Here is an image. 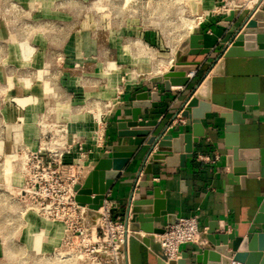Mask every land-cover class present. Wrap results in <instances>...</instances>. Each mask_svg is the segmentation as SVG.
I'll list each match as a JSON object with an SVG mask.
<instances>
[{
	"label": "crops",
	"instance_id": "0c3cea01",
	"mask_svg": "<svg viewBox=\"0 0 264 264\" xmlns=\"http://www.w3.org/2000/svg\"><path fill=\"white\" fill-rule=\"evenodd\" d=\"M225 1H196L197 15L201 19L190 34L201 35L203 39L199 44L209 53L184 58L198 63L192 76L186 73L189 82L185 87H171L165 92L162 84L148 82L151 77L162 76L169 70L174 59L170 56L162 69L142 72L148 74L147 79L116 93L115 87L103 85L102 75L109 74L118 84L123 67L130 63L138 70L137 63L145 61L134 52L128 53L126 43L139 39L149 48V45L164 43L161 37L132 23L121 26L113 18L106 23L94 0H0V161L3 168L6 170L7 157L36 152L47 146V139L53 144L49 149L63 152L67 148L63 162L79 165L84 173L79 182L82 184L100 159L110 158L115 152L132 153L109 190L112 216L121 217L127 224L130 202L154 201L156 191L167 216L198 220L206 243L179 248V259L187 255V264H195L196 256L209 248L206 232L210 225L223 227L236 237L264 232V225L253 223L264 199V179L245 178L236 182L228 178L226 159L231 152L224 137L225 121L219 114H205L201 120L204 137L192 145V157L184 161L183 167H168L164 163L148 165L153 155H172L170 148L162 143L166 142V137L175 139L191 133L190 122L180 117V112L187 101L200 92L208 77L211 78L208 96L212 105L229 108L232 101L242 99L245 94L258 95V106L246 107L242 113L244 124L239 126L238 142L244 150L264 148L263 60L225 59L221 75L211 77L235 30L252 14V10L232 8L234 19L225 24L229 15L221 10ZM260 10L264 11V6ZM154 50L159 57L167 59L166 55L159 54L161 48ZM108 63L115 67L107 69ZM139 90L157 93L160 97L155 108L140 109L137 121L138 128H150V136L159 138L152 146L146 144L144 137L120 136L131 131L129 128L118 129L120 123L131 119L130 98ZM107 101L112 105L105 111ZM96 113L101 115L103 123L99 142L93 137ZM45 127L59 130V138L53 131L43 135ZM76 140L83 144L82 159L74 143ZM199 156L218 157V160L205 163ZM174 163L178 160L172 165ZM17 165L11 164L14 167L11 171H18ZM8 180L14 188L23 186L18 175ZM25 214L26 224L20 234H38L39 220L33 213ZM153 226L165 228L167 217L155 218ZM29 231L34 233L29 234ZM143 239L149 240L148 243ZM26 241L13 245L12 252L18 257L33 251L34 243L30 245ZM123 250L124 264H163L156 239L142 232L129 230ZM4 252L5 247L0 244V264H7ZM232 256L233 253L231 261ZM31 262H35L33 257Z\"/></svg>",
	"mask_w": 264,
	"mask_h": 264
},
{
	"label": "water",
	"instance_id": "95a60500",
	"mask_svg": "<svg viewBox=\"0 0 264 264\" xmlns=\"http://www.w3.org/2000/svg\"><path fill=\"white\" fill-rule=\"evenodd\" d=\"M189 9L192 15H197V5L194 0H188ZM234 12L230 11L224 20L225 24L233 21ZM235 35L221 55L217 66L211 72L212 76L221 75V67L225 59L229 58H261L263 60L264 72V11L254 10L248 20ZM203 39L201 35L190 34L178 45L173 59V65L162 76L151 77L150 84H162L165 92L171 87H185L189 82L186 73L194 74L197 62L187 61L185 57L202 56L209 53L203 49L199 42ZM211 78L208 77L200 92L189 99L183 106L180 117L187 119L192 127L191 133L179 135L172 139L166 137L162 142L170 148V157L164 155H153L148 159V165L153 163H164L168 167H183L184 161L192 157V145L197 144L200 138L204 137V129L201 120L207 113H217L225 121L224 137L227 142V149L231 154L227 157L228 178L237 181L245 178L264 179V148L256 150L240 149L238 142L239 126L244 124L242 113L246 107H255L259 104L258 95L245 94L242 99L232 101L229 108L212 105L210 102ZM160 97L157 93L144 92L142 90L134 93L130 101L133 105L131 119L118 125L119 131L129 128L131 131L120 133V136L144 137L146 144L152 146L158 143L159 138L150 136V128H138V116L142 107H156ZM261 101L264 106V85ZM161 143V144H162ZM183 145V147H182ZM132 153H112L110 158L100 159L86 176L82 184L74 187L75 202L91 211H98L103 204L106 193L109 192L119 173L124 169ZM178 160V163H174ZM154 193V201L130 202L127 207V217L130 215L128 229L132 232H142L150 236L159 235L164 232L163 228H154V219L160 216L167 217V225L177 223L178 219L167 216L163 203L159 202L160 195ZM255 225H264V199L254 218ZM218 231V232H217ZM206 239L209 248L203 250L196 256L195 264H264V232L249 234L246 237H236L234 233H227L223 227L210 225L206 232ZM153 240V239H152ZM149 240H144L145 244ZM232 261H231V255ZM188 256L183 254L175 261L168 264H187ZM163 264H165L162 261Z\"/></svg>",
	"mask_w": 264,
	"mask_h": 264
},
{
	"label": "rangeland",
	"instance_id": "374dc122",
	"mask_svg": "<svg viewBox=\"0 0 264 264\" xmlns=\"http://www.w3.org/2000/svg\"><path fill=\"white\" fill-rule=\"evenodd\" d=\"M94 3L106 23L109 24L112 18L114 21L118 20L121 26L132 23L137 28L149 29L152 33H156L158 37H161L163 42L165 41L161 44L149 45V48L139 39L129 40L126 43L125 48L128 53L134 52L136 57H141L145 61L137 63L138 70L132 67L130 63L123 67V74L118 80V84L109 74L102 75L103 85L108 88L115 87L116 93L124 87H129L140 80L147 79L148 74L142 72L152 73L162 69L170 56L173 58L174 52L180 44L177 45V42L187 33L190 35L201 19L199 15L191 14L188 0L184 1V4H181V0H94ZM225 3L228 4L230 10L239 7L238 11H240L243 8L253 10L254 7L252 6L256 4V1L226 0ZM159 48L162 49L159 54L166 55L167 59L156 54L154 49L158 50ZM114 67L115 64L113 63L107 64V69ZM104 103H107L104 104L106 111L109 109L110 101ZM105 111L103 110V114H106ZM99 127H101V124H96L94 132L99 130ZM50 131L56 133L59 138L60 131L51 127H45L42 134L44 135ZM46 142H48L47 139ZM46 145L48 148H52L53 144L48 143ZM27 156L7 157L6 161L4 160L6 170L3 168V161H0V244L5 247L4 260L7 264H17L19 262V264H33L31 262L33 257L34 264H94L89 256L80 251L79 239H71L70 244L65 241L67 228L62 221L47 218L30 203L22 202L20 199L22 187L14 188L9 183L8 179L16 175L24 181ZM16 158H19L18 161ZM15 163L18 164V171H14L15 174H13L11 168L14 167L11 164ZM26 212L33 213L39 220L38 229L40 231L34 236L20 234L21 229L25 228L26 221L23 216ZM80 221L94 238V233L97 232L100 226L99 212L86 208ZM33 233L29 231V234ZM25 240L30 245L34 243L33 251L28 252V255L24 253L19 258L17 254L12 252V247L15 244L24 243Z\"/></svg>",
	"mask_w": 264,
	"mask_h": 264
},
{
	"label": "built area",
	"instance_id": "2783aa9c",
	"mask_svg": "<svg viewBox=\"0 0 264 264\" xmlns=\"http://www.w3.org/2000/svg\"><path fill=\"white\" fill-rule=\"evenodd\" d=\"M255 1L256 4L253 6L252 12L260 10V7L264 6V0ZM221 10L231 11L227 3ZM96 124H101V127L94 132L93 137L95 141L99 142L103 132L101 119ZM74 143L78 148L80 159H82L83 144L78 140ZM63 152L43 146L38 151L28 154L23 186L20 190L21 200L30 203L45 217L62 221L67 228L65 241L70 244L71 239H79L80 251L89 256L94 264H124L126 255L123 248L129 235L128 225L124 224L121 217L114 218L112 216V204L108 192L98 210L100 226L92 238L91 233L80 221L86 208L79 206L74 200V187L80 184L84 173L80 170L79 165L65 164ZM199 160L205 163H214L218 157L209 159L199 156ZM163 229L162 234L153 237L160 247L159 257L165 264L179 259L181 246H204L206 243L196 217L178 219L177 223L167 225Z\"/></svg>",
	"mask_w": 264,
	"mask_h": 264
},
{
	"label": "bare ground",
	"instance_id": "6f19581e",
	"mask_svg": "<svg viewBox=\"0 0 264 264\" xmlns=\"http://www.w3.org/2000/svg\"><path fill=\"white\" fill-rule=\"evenodd\" d=\"M181 1H182L181 4H184V1H187V0H181ZM253 6H254V5H253ZM253 6H252V7H253ZM252 7H251V8H252ZM251 8H250V9H251ZM231 11H232V10H231ZM233 12H234V11H233ZM177 47H178V46H177ZM176 49H177V48H176ZM175 51H176V50H175ZM174 53H175V52H174ZM173 58H174V56H173ZM171 66H172V65H171ZM111 105H112V103H109V107H108V108H110ZM98 115H99V116H98ZM100 116H101V115H100L99 113L96 114V118H97V121H98V122H99V120H100ZM98 212H99V211H98ZM126 263H127V262H126Z\"/></svg>",
	"mask_w": 264,
	"mask_h": 264
},
{
	"label": "clouds",
	"instance_id": "9594fccd",
	"mask_svg": "<svg viewBox=\"0 0 264 264\" xmlns=\"http://www.w3.org/2000/svg\"><path fill=\"white\" fill-rule=\"evenodd\" d=\"M28 86L30 87V84Z\"/></svg>",
	"mask_w": 264,
	"mask_h": 264
}]
</instances>
